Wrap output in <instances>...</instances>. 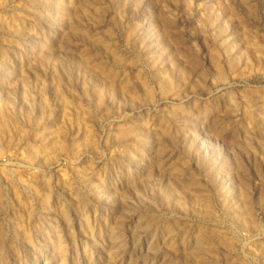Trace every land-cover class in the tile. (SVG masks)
Wrapping results in <instances>:
<instances>
[{"label": "rangeland", "instance_id": "374dc122", "mask_svg": "<svg viewBox=\"0 0 264 264\" xmlns=\"http://www.w3.org/2000/svg\"><path fill=\"white\" fill-rule=\"evenodd\" d=\"M0 264H264V0H0Z\"/></svg>", "mask_w": 264, "mask_h": 264}]
</instances>
